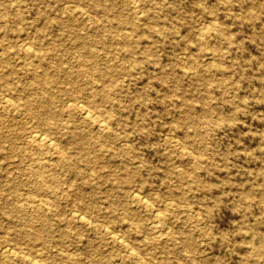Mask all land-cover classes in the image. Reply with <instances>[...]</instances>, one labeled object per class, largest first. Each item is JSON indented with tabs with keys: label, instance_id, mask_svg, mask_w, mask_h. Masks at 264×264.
I'll return each mask as SVG.
<instances>
[{
	"label": "rangeland",
	"instance_id": "obj_1",
	"mask_svg": "<svg viewBox=\"0 0 264 264\" xmlns=\"http://www.w3.org/2000/svg\"><path fill=\"white\" fill-rule=\"evenodd\" d=\"M92 1L0 0V52L10 51L0 57V84L18 83L20 97L42 90L25 72L31 64L20 51L24 44L43 57L34 61L36 70L54 76L58 66L78 75L89 62L78 54L91 50L93 66L114 72L98 81L113 86L111 98L97 92L90 99L112 116L110 130L120 136L106 144L94 140L97 127L78 108L63 107L45 119L51 130L72 125L73 134L48 131L70 155L85 158L77 165L53 161L57 175L48 183L58 181L59 194L41 211L45 225L31 217L33 210L12 207L11 221L0 208V247L18 242L47 264H261L249 256L248 241L264 240V0H104L109 12ZM126 5L138 16L140 5L154 15L139 19ZM116 12L127 19L122 26L132 37L131 52L111 33L107 45L87 47L83 42L102 36L101 24L109 29ZM204 31L207 41L199 39ZM189 55L196 66L186 62ZM53 87L56 106L77 91L61 82ZM3 89L0 206L47 195L34 176L13 165L23 149L50 154L26 146L25 132L37 120L3 107ZM89 140L96 142L82 148ZM80 191L89 208L81 205ZM73 210L86 212L92 223L82 224ZM157 219L167 223V233L151 227ZM19 222L33 223L48 244L16 236ZM113 234L123 237L113 241ZM11 259L0 252V264H15Z\"/></svg>",
	"mask_w": 264,
	"mask_h": 264
},
{
	"label": "bare ground",
	"instance_id": "obj_2",
	"mask_svg": "<svg viewBox=\"0 0 264 264\" xmlns=\"http://www.w3.org/2000/svg\"><path fill=\"white\" fill-rule=\"evenodd\" d=\"M111 3H107L104 0H93L91 2V5L93 8L96 6H100L105 11L112 10V7L110 5ZM138 5L135 6L137 9ZM125 8V7H124ZM131 10L134 14H136L137 18H146L150 17V15H154L152 12L150 13L148 10L144 11L143 6L140 5L137 11H141V15L138 16L136 13V10H132V7H127L126 9ZM133 16V15H132ZM127 19L120 18L119 14L117 12L115 15L107 20V24L113 28L112 32L107 28L106 24H101L102 27V36H96L94 35L93 38L84 41L85 45L87 47H91L96 41H99L102 43V45H107L111 40L109 33L112 34L113 37H117L118 41H122L123 44H130V46H126V48H123L126 51L131 52V46L132 41L130 38V32L126 30V28H123L122 23ZM131 23V27L134 29L136 26V20L133 17H129V21ZM106 32H105V31ZM108 31V32H107ZM223 33V30L220 31ZM106 34V36H105ZM201 36H199V39L201 41H207V31L201 32ZM119 35V36H118ZM108 36V38H107ZM220 36V34H219ZM222 36V35H221ZM225 34L223 33L224 37ZM116 39V38H115ZM113 42H115L113 40ZM1 46V44H0ZM4 47V46H2ZM1 47V48H2ZM4 49V48H3ZM216 49V48H215ZM223 50V49H222ZM23 54H25L28 58H30V66L25 68V72L27 73L29 79L31 80V83L33 84H40L42 86V90L40 92H32L27 91L24 96H16V91L18 89V83L16 84H0V86L4 87L3 93H2V103L3 107L7 108L8 110H14L18 111L20 110L22 113H27L31 119L35 118L37 120V125L40 128H37L36 126H31L28 128L24 135V142H26V146H32L37 151L40 152L42 155L45 152H49L50 154L47 157L42 156H36V152H27L26 149H23V153L18 156V159L13 165V168L17 170V173L25 172L26 174L32 175L35 177V181L38 185V190L42 191V193H47L46 196H40L38 198H35L34 196L26 195L23 202L16 201L14 198L11 199V202H7L0 206V208L3 210L5 214H7L10 217L11 221H14L15 218L11 212L12 207H17L19 210L24 214V212H27L28 209L33 210L31 213L32 215L36 216L40 219V222L44 225L48 222L46 217H42L41 211H44L46 208H49L52 205V202L55 201V198L59 194V182L53 181L52 183H48V179L52 177H56L57 171L53 168L52 164L53 161L58 160L60 162H69L70 164L77 165L80 160H83L85 158V155L82 152H78L75 155H70V153L67 152L66 147L64 144H60L57 142L55 135L61 134V133H68L71 134L74 133V129L72 125H70L68 122H61L60 125H58L55 129L51 130L48 128V126H45L44 120L48 118H56L59 116V114L62 113L63 107L67 109H74L78 108L80 110V113H82V119L85 122H88L90 126L97 127L95 133H90V135L94 136V140H97L99 142H102V144H106L107 142H111L112 139H120L119 134H115L112 130H110V125L112 124V116L109 114H105L104 107H101L99 105H96L90 97L92 96V93H101L103 94L105 99H110L111 95L109 94L111 92V89L113 86L108 87L107 85H100L98 83L99 79L109 75L111 76L114 72V69L110 66H107L104 70H100L99 68H96L93 66L92 60H88L89 57L92 56V51L89 50L88 54H78V60L81 63L88 62L86 64L87 66H79L78 69V75H75L65 69L62 66H58L54 68L55 71H58V75L54 76L53 74L46 72L43 70V72L36 70L34 61L37 60L38 64L42 63V55L41 53H38L34 51L32 48H30L27 45H23L22 50H20ZM117 51H122L121 49H117ZM19 52V51H18ZM82 52V51H81ZM12 53V52H11ZM10 54V51L2 50L0 52L1 58H6ZM87 60V61H85ZM186 62L188 64H192L193 66L197 65L196 58L194 55H189L186 57ZM70 74H69V73ZM80 75V77H79ZM20 79L18 78V81ZM16 80V82H18ZM61 82L65 84V87L67 90H77L73 93H71V96L66 98L61 102V105L56 106V102L59 101L60 97L56 94L54 91V83ZM119 84V83H118ZM115 84V85H118ZM107 86V87H106ZM53 87V89H52ZM92 91V92H91ZM82 102V103H80ZM185 112H188V108L186 107L184 109ZM184 112V113H185ZM40 126H39V125ZM54 134H51L50 131ZM197 132V130H195ZM91 142H96L91 140ZM90 140L87 142H84L82 148H86L91 143ZM86 145V146H85ZM55 156V158L53 157ZM51 159V161H50ZM88 162V159H85ZM11 171V170H10ZM10 171L7 170V174H10ZM14 171V170H13ZM6 174V175H7ZM50 180V179H49ZM10 184V183H9ZM83 191H80V194L78 193V198L80 199L81 205L83 207L89 208L90 205L88 201L84 204L83 202ZM132 196L137 201H142L141 194L138 190H132ZM249 193H245L240 195L241 198L248 197ZM264 201V199H262ZM15 206H14V204ZM145 203L149 205V203ZM54 204V202H53ZM73 216H76L77 219L82 223H92L91 216L88 215L86 212H81L77 210H73ZM159 210H156L158 212ZM160 214V213H159ZM161 217H164V214H160ZM23 216V215H22ZM22 220V218H20ZM17 220V217H16ZM21 224L18 225L16 228H14V233L16 236H28L29 240H41L42 244L47 245L48 242L43 240L42 237V230H38L36 226L33 223H25V222H19ZM16 225V223H13ZM151 227L160 233H167L168 232V225L165 222H161L160 219L154 220L151 223ZM63 233H67V231H63ZM118 237H123L122 235L116 236V234H113L111 236L113 241H116ZM30 242V241H29ZM40 242V243H41ZM249 250L248 254L251 258L255 259L256 262H259L261 264H264V240L263 239H249ZM29 244V243H27ZM20 243L9 241L5 242L0 247V252L4 254L8 258H12L13 262L15 264H47L45 261H42L44 259H34V255L31 252H28ZM40 253V252H39ZM39 253L36 251L35 255H39ZM64 259L66 258L65 253L58 252Z\"/></svg>",
	"mask_w": 264,
	"mask_h": 264
}]
</instances>
